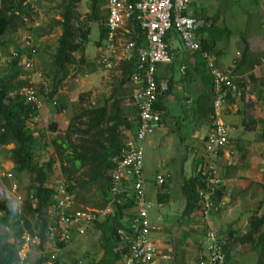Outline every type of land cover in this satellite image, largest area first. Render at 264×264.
Here are the masks:
<instances>
[{"label": "crops", "instance_id": "obj_1", "mask_svg": "<svg viewBox=\"0 0 264 264\" xmlns=\"http://www.w3.org/2000/svg\"><path fill=\"white\" fill-rule=\"evenodd\" d=\"M259 1L260 10L249 14L245 27L237 32L240 34L232 35L234 31L225 27L224 36L221 37L222 41L219 43L214 41L212 33H210L214 24L196 17L200 26L209 28L210 36L207 39H204L201 33L199 34L201 40H207L209 48L207 52L215 67L228 73L237 86L236 91L227 92L221 112V119L228 127L227 143L215 163L217 169L215 177L219 183L213 185V190L210 192V200L218 205V210L210 214L208 222L202 220L198 210L191 216H180V220L174 227L176 237L173 236L176 239L174 245L177 251H174L173 247H170V244L166 242L167 250L165 253L158 252L156 264L160 260H162V264H168L169 259L172 261L174 257L176 264L178 261H180L179 264H198V254L202 248L201 244L205 239L204 235L208 226L222 237L232 235L235 240L249 232L252 221L263 212L264 0ZM60 34L61 32L51 35L48 30L33 27L27 28L23 34H19L14 42L11 41V38L10 40L7 37L5 39L6 42L9 40L4 50L6 53L14 52L15 45L24 47L23 44L26 41L38 49V52L32 56V74L26 76L27 82L38 97L37 111L29 121L30 128L39 137L37 155L41 153L40 151L44 152V150L52 148L51 140L57 134L62 133L74 117L84 109L103 106L115 90L120 91L119 98L125 99L124 105L131 106L128 101L132 90L131 82H124L120 85L122 73L120 62H116L114 67L109 70L99 67L97 57L100 45L98 44H96L95 52L88 57L81 52L75 53L74 63L70 66L67 77L52 92L53 81L51 76H48L50 54L55 51ZM169 35L167 41L174 57L170 64L157 66L156 74L159 81L168 86V90L162 98L161 115L166 113L167 105L170 104L175 106V113L170 116L168 123L161 119L154 132L160 131L159 140L163 138L164 144L170 150L172 144L177 140V136L181 138V145H188L186 151L188 154H181L177 158L183 163L189 162L191 173L187 176L183 175V184L186 179L196 174L202 177V169L206 161L204 147L210 129L211 117L206 114L208 104H206L205 97L211 90L213 93L211 102L213 103L214 91L211 85L210 71L201 55L185 48V52H183L177 46H172V37L176 34L170 33ZM7 46L12 49L9 51ZM0 53L6 57L5 53ZM253 65L255 67L252 68ZM107 106L110 109V105L107 104ZM179 109L182 112H179ZM181 121L186 124L180 123ZM51 124L55 125L54 131L48 128ZM130 132L132 131L129 129L123 130L122 138H125ZM50 134H54V136ZM179 152L182 151L179 150ZM12 167L13 164L10 161L7 168L12 169ZM145 179L147 181L146 176ZM152 180L154 181V176ZM78 197L81 201L74 202L75 208L96 209L101 203L95 192L94 184L78 193ZM166 200L167 196L160 201V204ZM184 207L185 203L183 209ZM49 212L50 225L60 227L56 219L59 211L52 208ZM126 222L128 223L125 218L123 223L126 225ZM32 226L34 230L31 234L38 235L34 222H32ZM92 227L95 230L94 226L90 225L86 232ZM86 232L79 235L75 229H69V238L63 242L64 245L61 247L63 250L56 247V254L59 257L57 264L63 263L60 258L63 252L73 253L70 248L73 247L71 244L75 243V240L82 243L84 248L88 249V245L92 246V243L82 241V239H87ZM20 238L17 242L20 241ZM96 243L98 255L94 261L99 260L103 253L100 239ZM42 245L46 251L53 249L52 243L48 239H45ZM36 246L40 252H43L39 242ZM249 252H255L251 248V244L235 243L230 249L228 264H241L238 261L239 257L243 253ZM70 264H74V261Z\"/></svg>", "mask_w": 264, "mask_h": 264}, {"label": "trees", "instance_id": "obj_2", "mask_svg": "<svg viewBox=\"0 0 264 264\" xmlns=\"http://www.w3.org/2000/svg\"><path fill=\"white\" fill-rule=\"evenodd\" d=\"M105 1L88 0L90 12L86 14L87 20L90 23L100 20L98 45L102 44L105 35L102 25L104 14H100V7ZM62 2L61 17L53 21L54 25L60 26L61 34L57 39L55 51L50 54L48 76H51L53 81L52 92L67 77L70 66L74 63L75 53H82L84 43L90 33V28L78 21L76 5L79 0H62ZM30 11V4H23L22 0L15 2L14 0H0V52L5 53L7 58L6 64L0 66V147L7 150L8 159L13 164L12 172L9 170L11 177L18 180L23 174L29 176V184L21 211L25 218L27 216L34 217V227L38 230L39 245L45 252L42 244L46 238L47 228L50 226L49 211L53 208V197L57 192L54 187L48 185L53 161L40 164L37 160L39 137L28 125L35 115L37 107L35 103L28 101L22 92L23 88L31 87L30 84L26 79L20 78L25 71L20 64V57L23 54H29L30 48L34 46L32 44L29 46L23 44L24 47L15 45L14 52H4L8 42L5 41L7 32L10 33L16 27L23 25L24 17H28ZM202 28L203 26H199L198 31ZM169 36H167V40ZM200 46L201 50L209 49L207 40L202 39ZM35 50L37 53L38 49L35 48ZM194 53L200 55L198 51ZM257 57L259 58V55ZM135 61L133 59L120 62L122 70L120 85L130 81ZM253 67L255 66L253 65ZM210 79L212 83V78ZM155 80L160 82L157 74ZM165 93L158 97L155 104V107L160 111L163 109L162 98ZM120 95V91L115 90L103 106L84 109L70 121L62 133L57 134L50 142L54 156L59 163L61 180L67 183L66 189L74 195L75 203L81 201L78 193L92 184L95 185V192L101 201L98 208L105 207L113 199L109 193L111 184L109 171L113 169L122 147L123 130L129 129L133 132L136 129L138 118L137 108L132 105H124L125 99L119 98ZM205 98L206 104H208L206 114L209 116L213 113L211 90ZM107 104L110 105V109ZM131 116L134 118L131 119ZM48 128L54 131L55 125L51 124ZM10 144H12L11 147H9ZM205 188L206 182L203 175L200 177L196 174L183 182L181 186L185 199L183 217L191 216L198 210V190ZM165 197V195H160L158 201H162ZM134 205L133 195L121 203L114 200L112 211L93 221L92 225L100 234V247L103 253L99 260L88 264L122 263L126 248L117 230H128L123 220L129 216L128 211L134 208ZM0 208L5 211V215L0 217V224L5 228L0 230V264H17L19 247L23 241L21 238L18 242L4 240L9 236L6 226L16 215V212L10 206L3 205ZM223 238L226 264L230 260L231 247L239 242L251 244V248L257 252L256 264H264V208L262 214L252 221L251 230L244 236L235 240L232 235ZM63 245L62 241L56 242L57 249ZM57 256L56 254V263L59 260ZM45 258V255L40 256L35 264H42ZM173 261V264H176L175 257Z\"/></svg>", "mask_w": 264, "mask_h": 264}, {"label": "built area", "instance_id": "obj_3", "mask_svg": "<svg viewBox=\"0 0 264 264\" xmlns=\"http://www.w3.org/2000/svg\"><path fill=\"white\" fill-rule=\"evenodd\" d=\"M191 0H106L102 25L105 29L104 39L99 46L97 62L100 68L109 70L116 62L135 59L134 71L131 74L132 90L129 103L138 110L136 129L122 141V147L110 175V201L103 208L74 207V195L67 191V183L60 181L54 188L53 208L59 213L56 216L60 227L50 225L46 238L52 243V250L43 255L46 258L42 264L56 263V242L67 241L69 229H75L83 235L93 221L112 211V203L126 201L134 197V208L128 211L126 217L128 230L118 229L117 233L125 244L126 251L122 264H156L158 250L154 240L149 236L156 232L159 226L149 217V204L145 199L143 174L142 142L152 134L161 121V111L155 107L158 97L168 89L164 82H157L155 75L157 66L168 65L174 54L167 41L170 33L176 34L183 47L190 52H200L210 71L214 91L213 113L210 117V129L206 136V161L202 175L206 188L198 190V211L204 222H208L212 212L218 210V205L210 200L213 185L219 183L215 177V166L219 155L227 143L228 127L221 119L222 106L227 92L237 90L230 75L217 69L207 51L201 50L200 26L196 17L188 14ZM29 46V42H25ZM36 54L34 47L29 54L20 57V64L25 71L32 69V56ZM28 101L38 104L36 92L31 87L23 88ZM11 177L10 171L0 161V179ZM165 177L154 176L156 184H163ZM223 205V204H221ZM160 221V218H156ZM205 239L198 254V264H226L223 249L224 238L209 226ZM21 247L18 251V263L24 264L28 249L39 242L37 234L23 233ZM27 250H23L24 248ZM47 254V255H46Z\"/></svg>", "mask_w": 264, "mask_h": 264}, {"label": "rangeland", "instance_id": "obj_4", "mask_svg": "<svg viewBox=\"0 0 264 264\" xmlns=\"http://www.w3.org/2000/svg\"><path fill=\"white\" fill-rule=\"evenodd\" d=\"M15 1L16 0H14V2ZM22 1L23 3L30 4L31 11L29 16L24 19L25 23L23 25L16 27L14 32H7V38H9V40L11 38V41L14 42V40H17L19 34H23L27 28L33 27L48 30L51 35L55 33L59 34L61 32L60 26L54 25L53 21L61 17V12L63 10L62 0ZM260 7L259 0H191L187 11L189 15L197 17L200 20H204L205 22L209 21L210 23L212 22L214 25H212L210 33H212L214 41L219 43L222 41L221 37L224 36L223 30L225 27L231 28L234 31L232 35H239L240 33L237 32L243 30L249 14L258 12ZM76 11L78 13V21L86 24L90 28L87 41L84 43L85 48L82 51V53L88 57L95 52L96 44L100 40V20L92 23L87 20L86 14L90 12L88 0H79L76 5ZM104 12L105 2H103L100 7V14L102 15ZM199 33L202 34L204 39H207V37L210 36L209 28L207 26H203ZM172 40V46H177L180 50L185 52L182 42L177 35H174ZM7 47L9 51L12 49V47ZM6 62L7 58L0 53V66H4ZM31 72L32 70L24 71V74L21 75L20 78L26 79L27 75L32 74ZM174 107L175 106L171 104L167 105L166 113L161 115V119L164 121L166 120V123H168L170 116L175 113ZM179 112H182L181 109H179ZM180 123L186 124V122L183 123L182 121ZM30 124L31 123L28 122L29 127ZM50 135L54 136V134ZM159 136L160 131L156 130L152 134L146 136V138L140 143L143 148V172L147 177L144 191L146 202L150 205L148 208L149 217L154 224L159 226L158 231L152 232L149 237L155 241L158 252L165 253L168 247L167 244H170V247L172 246L173 250L177 251L176 246L174 245L176 240L174 238L176 237V229H174V227L176 223H178V220H180L179 217H182L181 211L185 203L181 184L183 181V175H190L191 172L189 162L183 163L177 159L181 154H188L186 152L188 145H181V138L177 136V140L172 144L170 150L168 146L164 144L165 142L163 138L159 140ZM11 146L12 145H9V147ZM179 150L182 152L178 153ZM40 152L41 153L36 156L40 164H46L50 160L53 161L50 169L51 174L48 178V185L55 187L61 181V175L59 163L54 156L53 148ZM8 157L7 150L1 146L0 161L6 168L10 162ZM7 169H10L12 172L11 168ZM158 174L165 177V182L161 185L156 184L152 180V177L157 176ZM28 184L29 176L25 174L21 175L18 180L12 177L0 179V207L3 205L10 206L13 207L16 212V215L12 217L13 220L11 219L12 221H9L10 224L8 223L6 226L7 232H9V236L4 239L6 241L16 242L23 233L31 234L34 230L32 226L34 218L30 216L25 218L21 211L23 201L26 197V188ZM160 195L167 196V200L161 204L160 201H158ZM4 215L5 211L0 208V217ZM157 217L160 218V221L156 220ZM127 225L128 223L126 222V226ZM2 229H5L4 225L0 224V230ZM85 235H87V239H82V241H88L92 243V246L88 245V249L84 248L82 243H78L79 241L75 240V243L71 244L73 247L70 248L73 253L63 252L60 255V258L63 261L62 264H70L72 261H74V264H88L95 260L98 255L96 241H99L100 234L92 227V229L86 232ZM202 245L203 243L201 244V247ZM23 250H27V248L25 247L22 251ZM43 253L44 251L40 252L36 245L31 246L26 254L27 257L24 264H35L36 260L42 256ZM235 258L238 259V257ZM238 261H240L241 264H256L257 252L243 253ZM169 262L168 264H173V259L172 261L169 259ZM179 262L180 261H178L177 264H179ZM158 264H162V260H160Z\"/></svg>", "mask_w": 264, "mask_h": 264}]
</instances>
